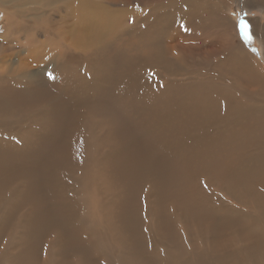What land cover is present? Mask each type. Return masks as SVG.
<instances>
[{"label":"bare ground","instance_id":"6f19581e","mask_svg":"<svg viewBox=\"0 0 264 264\" xmlns=\"http://www.w3.org/2000/svg\"><path fill=\"white\" fill-rule=\"evenodd\" d=\"M231 4L155 0L133 8L125 30L117 10L76 0L74 14L93 17L71 28L74 45L98 54L89 83L67 68L86 53L67 55L60 75L56 62L0 75V186L7 204L23 193L27 205L11 264H39L53 227L42 264H264V73ZM16 54L10 65L23 68ZM215 56L212 70L201 66ZM43 95L49 104L25 126L16 105ZM91 186L96 217L76 193ZM229 230L238 262V250L222 251Z\"/></svg>","mask_w":264,"mask_h":264},{"label":"rangeland","instance_id":"374dc122","mask_svg":"<svg viewBox=\"0 0 264 264\" xmlns=\"http://www.w3.org/2000/svg\"><path fill=\"white\" fill-rule=\"evenodd\" d=\"M75 1L76 0L60 1L48 5L46 2L40 0H0V75L10 74V72L14 70L19 72L26 69L28 71L41 70L47 64H53L54 62H56L57 66H60L58 70H55L57 72L60 71V75L62 71L61 68L65 67V58L67 55L73 54V56H78L79 54L85 55L86 53V55L90 57L89 59L81 58L76 64H73L74 62H69L67 68L75 69L74 73L77 77L83 79L82 82L88 80L89 83L93 79L90 76L93 72L92 63L98 59L95 58L98 54H90L87 49L82 48V50L74 45L72 42L75 39V35H73V29L71 28L75 26H87L93 17L90 15H82L83 17H78L77 14H74L71 4ZM88 1L90 4L93 3L111 10H117V26L119 28L122 27L124 29H131L133 21L132 9L140 7V9L143 8L145 10L150 5V2L152 4L155 0ZM119 11H121V13H119ZM226 14L235 27L240 43L243 45L244 49L248 51L261 65L259 68L262 67L260 70L264 73V36L262 37L263 33H260L261 30L259 29L261 26H264V7H257L252 0H232V4ZM252 21L256 22L254 23V27H252ZM75 22L77 23L74 24ZM123 37L127 38L126 36ZM18 51H21V58H24L23 65H25L23 68H20L18 65H10V62L16 61V53ZM213 59L211 58L201 66L207 70H212L214 67L211 65H215L220 60V56H215ZM94 73L95 71L93 74ZM40 86L41 84L39 87ZM46 97L47 96L45 95H43V97H38L35 104L31 103L24 107L22 105H16L19 111L16 108L15 110L20 113L25 108L23 111L24 117L22 119L25 126L32 125V119L29 120V118L37 114L36 110H34V105L38 106V109L49 104L48 102L50 98ZM15 110L9 114L11 116H15ZM98 113H100V111H98ZM104 116L108 119V124L112 123V121L115 122V119L110 120L108 116ZM6 117H9V115ZM33 121H35V118ZM1 184L2 183H0V185ZM92 186L95 187L94 184H92ZM92 186L90 189L88 188V190H77L76 193L78 194L77 196L87 198L88 203L84 205V208L91 209L92 214L96 217L97 214L95 213V206L97 203L95 204V201H97V197L96 199L94 198L95 189ZM207 188L215 193L218 199L220 198L223 200L226 205L231 203L226 196L219 191V188H216L214 185H208ZM0 194V264H11L10 255H15L19 249L20 236L23 230L21 226H18L17 222L20 219L19 217L27 212V205H25L23 200V193H21L22 195L20 193H14L10 198L11 204H7L6 202L8 194L6 188L4 189L0 186ZM9 207L13 208V212H11V217L6 220V211ZM56 229V227H53V229L44 237L40 245V252L38 255L39 264H42L45 258L44 253L46 251L44 249V245L46 244V240L51 239L52 233ZM223 237L225 240V246L222 251H231V249H233V251L238 250L236 256L230 257L229 259L233 258L237 262L240 261V257L244 254L241 251V239L236 233L234 234L232 230L226 231L223 234ZM203 245L204 246H201V248H203L202 251L206 250L205 252H208V244L203 243ZM216 245L214 247V251L217 252V255H219L220 248ZM47 254L50 255V252Z\"/></svg>","mask_w":264,"mask_h":264},{"label":"snow or ice","instance_id":"6c2138e0","mask_svg":"<svg viewBox=\"0 0 264 264\" xmlns=\"http://www.w3.org/2000/svg\"><path fill=\"white\" fill-rule=\"evenodd\" d=\"M245 27H247L246 25H244Z\"/></svg>","mask_w":264,"mask_h":264}]
</instances>
